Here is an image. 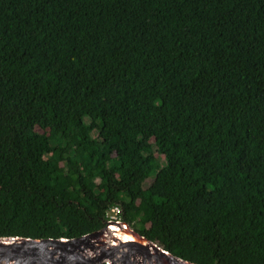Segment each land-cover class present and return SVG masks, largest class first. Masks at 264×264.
<instances>
[{
  "label": "trees",
  "instance_id": "1",
  "mask_svg": "<svg viewBox=\"0 0 264 264\" xmlns=\"http://www.w3.org/2000/svg\"><path fill=\"white\" fill-rule=\"evenodd\" d=\"M115 204L184 260L264 264V0H0V237Z\"/></svg>",
  "mask_w": 264,
  "mask_h": 264
},
{
  "label": "water",
  "instance_id": "2",
  "mask_svg": "<svg viewBox=\"0 0 264 264\" xmlns=\"http://www.w3.org/2000/svg\"><path fill=\"white\" fill-rule=\"evenodd\" d=\"M130 237L125 239L126 236ZM101 239V252L88 247ZM158 249L156 253L153 249ZM145 253L135 255L136 250ZM107 261V263L105 262ZM0 264H198L166 251L125 221L77 238L0 237Z\"/></svg>",
  "mask_w": 264,
  "mask_h": 264
},
{
  "label": "built area",
  "instance_id": "3",
  "mask_svg": "<svg viewBox=\"0 0 264 264\" xmlns=\"http://www.w3.org/2000/svg\"><path fill=\"white\" fill-rule=\"evenodd\" d=\"M106 222L116 223L118 221H124L122 218V209L119 205L115 204L110 209L107 210L106 215Z\"/></svg>",
  "mask_w": 264,
  "mask_h": 264
},
{
  "label": "rangeland",
  "instance_id": "4",
  "mask_svg": "<svg viewBox=\"0 0 264 264\" xmlns=\"http://www.w3.org/2000/svg\"><path fill=\"white\" fill-rule=\"evenodd\" d=\"M156 155L158 156V158L159 159H161L162 161H163V157H162V155L161 154H158L157 152H156ZM164 169V167L158 172V173H156L154 176H151L150 177V179H149V181H146L145 182V186H148L149 184H150V182L155 178V177H158L160 174H161V172H162V170ZM90 250H96V251H100L101 252V239H99L98 241H95L94 243H92L89 247H88ZM106 263H107V261H105Z\"/></svg>",
  "mask_w": 264,
  "mask_h": 264
},
{
  "label": "bare ground",
  "instance_id": "5",
  "mask_svg": "<svg viewBox=\"0 0 264 264\" xmlns=\"http://www.w3.org/2000/svg\"><path fill=\"white\" fill-rule=\"evenodd\" d=\"M125 239H129L130 240V237H129V235L128 236H126V238ZM154 250L156 253H158L159 251H158V249H156L155 247H149V250ZM139 253H145V254H147L146 253V251L145 250H143V249H140L139 248V250H136V252H134V254L135 255H138Z\"/></svg>",
  "mask_w": 264,
  "mask_h": 264
},
{
  "label": "clouds",
  "instance_id": "6",
  "mask_svg": "<svg viewBox=\"0 0 264 264\" xmlns=\"http://www.w3.org/2000/svg\"><path fill=\"white\" fill-rule=\"evenodd\" d=\"M110 208H111V207H110ZM110 208H109V209H110ZM125 222H126V221H125ZM131 227H132V226H131Z\"/></svg>",
  "mask_w": 264,
  "mask_h": 264
}]
</instances>
